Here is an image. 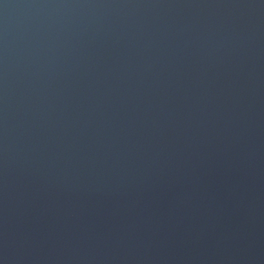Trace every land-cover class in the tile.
Segmentation results:
<instances>
[{"label": "water", "instance_id": "95a60500", "mask_svg": "<svg viewBox=\"0 0 264 264\" xmlns=\"http://www.w3.org/2000/svg\"><path fill=\"white\" fill-rule=\"evenodd\" d=\"M0 264H264V0H0Z\"/></svg>", "mask_w": 264, "mask_h": 264}]
</instances>
